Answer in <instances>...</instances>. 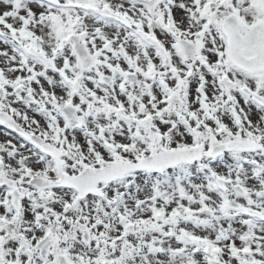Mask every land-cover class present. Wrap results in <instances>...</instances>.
<instances>
[{
  "label": "snow or ice",
  "instance_id": "6c2138e0",
  "mask_svg": "<svg viewBox=\"0 0 264 264\" xmlns=\"http://www.w3.org/2000/svg\"><path fill=\"white\" fill-rule=\"evenodd\" d=\"M0 264H264V0H0Z\"/></svg>",
  "mask_w": 264,
  "mask_h": 264
}]
</instances>
